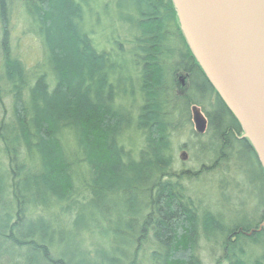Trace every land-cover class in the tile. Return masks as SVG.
Masks as SVG:
<instances>
[{"label":"trees","instance_id":"trees-1","mask_svg":"<svg viewBox=\"0 0 264 264\" xmlns=\"http://www.w3.org/2000/svg\"><path fill=\"white\" fill-rule=\"evenodd\" d=\"M18 1L43 58L13 53L0 0V264H264L263 166L173 1Z\"/></svg>","mask_w":264,"mask_h":264},{"label":"water","instance_id":"water-1","mask_svg":"<svg viewBox=\"0 0 264 264\" xmlns=\"http://www.w3.org/2000/svg\"><path fill=\"white\" fill-rule=\"evenodd\" d=\"M185 39L264 169V0H172ZM196 132L207 117L190 107ZM264 225V222H263Z\"/></svg>","mask_w":264,"mask_h":264},{"label":"rangeland","instance_id":"rangeland-1","mask_svg":"<svg viewBox=\"0 0 264 264\" xmlns=\"http://www.w3.org/2000/svg\"><path fill=\"white\" fill-rule=\"evenodd\" d=\"M105 22H108V20H105ZM10 27L11 46L13 53L20 56V58L25 61L28 67H31L38 61H41L43 58L41 43L38 38H35L34 35L24 32L26 28V22L24 20V14L18 0H12L10 12ZM131 99L132 98L130 96L124 98V105L127 106L131 102ZM3 100L6 107H8V98L4 97ZM187 139V131L176 134L173 137V154L175 158L174 167L176 169L180 167L188 168L196 166V162L192 157L191 151L187 148V146L185 147L182 145L187 141ZM217 181L218 177H215L211 181L203 180L200 183L195 184V186L205 194V197L207 198L206 200H208L210 204H216L217 192L215 190V187ZM223 206H225V204H223ZM201 257L203 259V262L207 264V253H202Z\"/></svg>","mask_w":264,"mask_h":264},{"label":"flooded vegetation","instance_id":"flooded-vegetation-1","mask_svg":"<svg viewBox=\"0 0 264 264\" xmlns=\"http://www.w3.org/2000/svg\"><path fill=\"white\" fill-rule=\"evenodd\" d=\"M186 76H187L186 73H179V75L177 77V81H178V84H179L180 87H183L185 85Z\"/></svg>","mask_w":264,"mask_h":264},{"label":"bare ground","instance_id":"bare-ground-1","mask_svg":"<svg viewBox=\"0 0 264 264\" xmlns=\"http://www.w3.org/2000/svg\"><path fill=\"white\" fill-rule=\"evenodd\" d=\"M194 105V104H193Z\"/></svg>","mask_w":264,"mask_h":264}]
</instances>
